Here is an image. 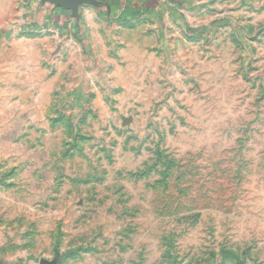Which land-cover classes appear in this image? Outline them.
Masks as SVG:
<instances>
[{
    "label": "rangeland",
    "instance_id": "obj_1",
    "mask_svg": "<svg viewBox=\"0 0 264 264\" xmlns=\"http://www.w3.org/2000/svg\"><path fill=\"white\" fill-rule=\"evenodd\" d=\"M0 0V264H264V0Z\"/></svg>",
    "mask_w": 264,
    "mask_h": 264
},
{
    "label": "crops",
    "instance_id": "obj_2",
    "mask_svg": "<svg viewBox=\"0 0 264 264\" xmlns=\"http://www.w3.org/2000/svg\"><path fill=\"white\" fill-rule=\"evenodd\" d=\"M41 5L50 6L51 8H57V10H64L69 13L71 11H77L78 5H85L84 0L78 1V0H40L39 1Z\"/></svg>",
    "mask_w": 264,
    "mask_h": 264
},
{
    "label": "water",
    "instance_id": "obj_3",
    "mask_svg": "<svg viewBox=\"0 0 264 264\" xmlns=\"http://www.w3.org/2000/svg\"><path fill=\"white\" fill-rule=\"evenodd\" d=\"M78 1L81 2V0H78ZM57 263H58L57 260L47 261V260H45V259H42V260L39 261V264H57Z\"/></svg>",
    "mask_w": 264,
    "mask_h": 264
}]
</instances>
